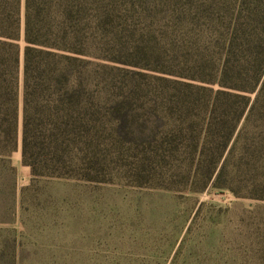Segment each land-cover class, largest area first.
<instances>
[{
	"label": "rangeland",
	"instance_id": "rangeland-1",
	"mask_svg": "<svg viewBox=\"0 0 264 264\" xmlns=\"http://www.w3.org/2000/svg\"><path fill=\"white\" fill-rule=\"evenodd\" d=\"M94 1L84 121L57 174L33 177L23 162L24 36L17 41L18 140L0 152V264H264V95L227 166L238 194L193 191L199 130L186 128L202 115L184 98L214 87L196 78L204 60L216 61L215 0Z\"/></svg>",
	"mask_w": 264,
	"mask_h": 264
},
{
	"label": "trees",
	"instance_id": "trees-1",
	"mask_svg": "<svg viewBox=\"0 0 264 264\" xmlns=\"http://www.w3.org/2000/svg\"><path fill=\"white\" fill-rule=\"evenodd\" d=\"M94 4V0H0V152L10 154L17 147L21 62L17 41L23 35L22 157L33 177L64 168L63 156L84 121ZM214 14L216 61L204 60L196 78L214 87L196 86L199 92L184 98L187 112L197 108L202 115L201 122L191 121L186 128L199 130L191 157L192 170L201 178L193 191L212 187L238 194L226 180L227 166L234 143L264 95V0H215ZM246 153L247 158L255 157ZM262 187L254 184L257 191Z\"/></svg>",
	"mask_w": 264,
	"mask_h": 264
}]
</instances>
